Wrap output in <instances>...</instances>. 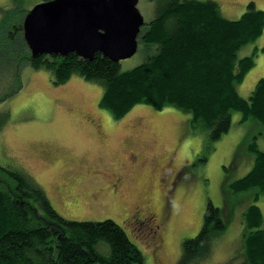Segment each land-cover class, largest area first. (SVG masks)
<instances>
[{
	"label": "rangeland",
	"instance_id": "obj_1",
	"mask_svg": "<svg viewBox=\"0 0 264 264\" xmlns=\"http://www.w3.org/2000/svg\"><path fill=\"white\" fill-rule=\"evenodd\" d=\"M216 1L226 17L237 19L252 0ZM253 1L264 9V0ZM34 2L0 0V20L6 17L8 29L0 39L10 41L0 46V165L30 174L68 219H113L142 250L145 264H178L182 242L201 230L209 200L222 207L224 195L232 194L228 227L200 264H249L245 233L260 226L249 227L243 211L256 203L264 212V195L257 199L249 187L234 193L228 182L253 166L250 143L264 150V126L252 118L241 121L242 113L233 110L229 131L214 140L208 128L192 125L189 111L171 104L159 109L139 103L116 118L100 104L101 84L78 74L55 84L50 71L12 55L18 50L14 41L23 36L14 25L23 24ZM138 7L148 23L154 2L140 0ZM256 43L264 48V31L240 52L256 51L255 65L237 84L245 97L264 76V50ZM150 51L139 40L121 69L144 62ZM0 178L7 179L3 170ZM262 221L264 227V215ZM101 247L109 248L106 242Z\"/></svg>",
	"mask_w": 264,
	"mask_h": 264
},
{
	"label": "trees",
	"instance_id": "obj_2",
	"mask_svg": "<svg viewBox=\"0 0 264 264\" xmlns=\"http://www.w3.org/2000/svg\"><path fill=\"white\" fill-rule=\"evenodd\" d=\"M151 1L154 17L139 35L150 48V56L132 69L122 70L120 62L100 52L93 59L75 52L33 57L20 35L14 41L18 50L12 55L20 63L29 61L37 69L50 71L55 84L73 74L101 84L100 104L116 118L139 103L159 109L171 104L189 111L192 125L208 128L214 140L229 131L233 110L242 113L241 121L252 118L264 126V76L248 97L237 86L255 65V50L240 52L263 33L264 9L252 0L239 18L230 19L216 0ZM5 18L0 20V34L8 30ZM14 27L23 32L22 23ZM9 43L0 39V46ZM255 48L264 50L257 43ZM249 145L253 166L228 183L234 193L255 188L258 199L264 195V150L257 142ZM0 170L7 175L6 180L0 178V264H145L142 250L113 219H68L26 171L1 165ZM228 178L226 174L224 179ZM224 197L222 207L209 200L201 230L182 242L178 264H200L211 254L234 207L232 194ZM243 215L249 227L260 226L245 233L249 235L245 256L249 264L255 263L253 257L256 264H264V212L251 203ZM103 242L108 249L101 247Z\"/></svg>",
	"mask_w": 264,
	"mask_h": 264
},
{
	"label": "water",
	"instance_id": "obj_3",
	"mask_svg": "<svg viewBox=\"0 0 264 264\" xmlns=\"http://www.w3.org/2000/svg\"><path fill=\"white\" fill-rule=\"evenodd\" d=\"M140 0H43L25 15L23 36L33 57L97 52L121 62L138 51L146 23Z\"/></svg>",
	"mask_w": 264,
	"mask_h": 264
},
{
	"label": "flooded vegetation",
	"instance_id": "obj_4",
	"mask_svg": "<svg viewBox=\"0 0 264 264\" xmlns=\"http://www.w3.org/2000/svg\"><path fill=\"white\" fill-rule=\"evenodd\" d=\"M105 172V171H104ZM111 179V178H110ZM113 179V178H112ZM114 185H115V187H118V185H119V183H117V182H114L113 183ZM101 188V187H100ZM146 206V205H145ZM145 206H142V207H137V209L135 210V211H133V215H130V216H134V215H136L137 216V213H138V211L140 210V209H144L145 208ZM233 211H234V207H233V209H232V211H231V214H230V218L232 217V215H233ZM151 213V212H150ZM149 213V214H150ZM139 216V215H138ZM135 217V216H134Z\"/></svg>",
	"mask_w": 264,
	"mask_h": 264
},
{
	"label": "crops",
	"instance_id": "obj_5",
	"mask_svg": "<svg viewBox=\"0 0 264 264\" xmlns=\"http://www.w3.org/2000/svg\"><path fill=\"white\" fill-rule=\"evenodd\" d=\"M41 0H39L38 2H40ZM43 1V0H42ZM38 2H36V0H35V2L33 3V4H31V6H30V8L33 6V5H35L36 3H38ZM260 45V44H259ZM261 46V45H260ZM264 55V53H262V55H261V57ZM261 75V74H260ZM260 75L258 76V78L257 79H255V83L257 82V80L259 79V77H260Z\"/></svg>",
	"mask_w": 264,
	"mask_h": 264
}]
</instances>
